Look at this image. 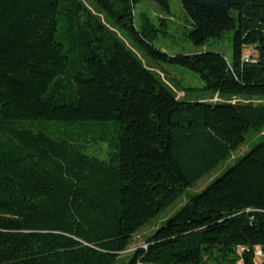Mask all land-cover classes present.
<instances>
[{"label":"trees","instance_id":"16d2710c","mask_svg":"<svg viewBox=\"0 0 264 264\" xmlns=\"http://www.w3.org/2000/svg\"><path fill=\"white\" fill-rule=\"evenodd\" d=\"M90 1L130 45L82 0H0V264H116L141 229L264 129V101L254 100L264 99V0H181L190 42L229 34L230 57L161 50L148 15L135 24L143 0ZM153 1L171 12L170 0ZM135 49L157 68L198 75L199 97H178ZM95 143L106 158L87 153ZM258 249L264 141L123 264H257Z\"/></svg>","mask_w":264,"mask_h":264},{"label":"rangeland","instance_id":"374dc122","mask_svg":"<svg viewBox=\"0 0 264 264\" xmlns=\"http://www.w3.org/2000/svg\"><path fill=\"white\" fill-rule=\"evenodd\" d=\"M82 2L94 15L100 17L107 26H109L120 36L125 38L130 45L131 42L129 41V38H127L126 34L118 30L114 26V24L106 18L105 14L100 12L90 0H82ZM170 3V13H165L153 0H143L134 8L133 17L137 27H140L142 25L143 17L145 14H147L156 29L159 30V36L155 41L157 47L169 54L194 53L197 51H201L204 48H210L213 50L224 52L227 57L231 56L232 41L229 34H226L223 38L213 42L211 45H208L204 48H197L196 46H194L184 35V29L187 26V22L184 11L182 9L181 0H170ZM163 21H166V28L164 27ZM161 30L164 31L161 32ZM135 51L137 52L139 57L142 58L145 64L150 66L152 70L157 72L162 77L165 83L168 84L176 92L178 97H199L200 94H198V92L201 91L199 89L203 86V83L198 75L180 67L167 66L165 67V69L157 68L153 66L151 61L145 58L143 54L140 53L137 49H135ZM253 52V47H248L245 50V53L247 54H252ZM188 88H193L194 90H190ZM202 98L212 101L225 100L218 95L208 96L206 94H203ZM231 100L237 101L243 99L233 98ZM254 100L264 101V99L259 98H256ZM260 141H264V129L260 132H250L247 137L246 143L242 145L239 150L234 152L229 160L221 164L214 171L204 175L200 180L196 182V184L192 188L187 189L184 192L183 196L173 206L169 207L157 219L153 220L143 229H141L135 235L130 248L120 256L116 264H123L124 262H126L133 250L136 247L144 245L146 237L151 234L155 230V228L160 226L166 218L172 215L176 209H178L183 203H185L191 195L204 189L216 176L220 175L228 166H231L238 157L242 156L252 146ZM87 153L90 155H97L99 157L106 158L108 155V148L106 144L95 143L88 147ZM238 264H243V262L240 260ZM257 264H264V254H259V256L257 257Z\"/></svg>","mask_w":264,"mask_h":264},{"label":"built area","instance_id":"2783aa9c","mask_svg":"<svg viewBox=\"0 0 264 264\" xmlns=\"http://www.w3.org/2000/svg\"><path fill=\"white\" fill-rule=\"evenodd\" d=\"M249 56L250 55H248V54L246 55L247 59H249ZM259 254H264V252L262 250L258 249L257 250V255H259Z\"/></svg>","mask_w":264,"mask_h":264}]
</instances>
